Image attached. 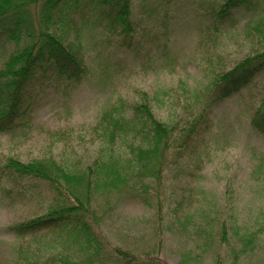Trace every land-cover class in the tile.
Segmentation results:
<instances>
[{
    "label": "rangeland",
    "instance_id": "obj_1",
    "mask_svg": "<svg viewBox=\"0 0 264 264\" xmlns=\"http://www.w3.org/2000/svg\"><path fill=\"white\" fill-rule=\"evenodd\" d=\"M87 1L79 0L82 9H71L60 29L80 46L84 76L35 86L23 126L0 134V264H59L48 255L60 252V236L9 231L56 195L46 183L7 172V157L83 169L97 155L94 128L104 109L122 100L135 105L142 93L158 119L182 128L199 118L194 96L212 72L263 49L264 0L224 20L214 18L215 0H132V38L96 23ZM263 88L261 73L212 107L180 152L177 134L159 181L107 201L93 196L102 264L116 250L154 264H264V134L251 127Z\"/></svg>",
    "mask_w": 264,
    "mask_h": 264
},
{
    "label": "trees",
    "instance_id": "obj_2",
    "mask_svg": "<svg viewBox=\"0 0 264 264\" xmlns=\"http://www.w3.org/2000/svg\"><path fill=\"white\" fill-rule=\"evenodd\" d=\"M259 0H215L216 20H224L232 12L257 4ZM96 23L123 38L134 35L132 0H88ZM79 0H0V134L23 126L29 112V100L35 86L56 82L68 85L79 82L86 72L80 46L65 41L61 23L70 10H81ZM122 42H125L121 39ZM263 49L246 55L229 69L208 76L201 92L198 119L182 128L158 119L146 93L140 101L128 106L122 100L104 109L95 130L100 145L95 159L84 167L61 166L55 162L32 160L27 163L7 157L5 170L17 179L46 183L55 193L53 203L41 214L25 223L9 227L17 237L52 233L60 236L57 254L49 260L59 264H102V244L97 236L98 221L91 202L93 196L107 201L112 193L145 188L147 180L159 181L166 169L173 144L177 152L192 140L198 124L218 103L246 88L264 73ZM10 51L4 58V49ZM251 127L264 134V88L259 106L251 117ZM71 248V253L64 251ZM54 249V248H53ZM17 264H41L25 258ZM107 264H154L134 255L115 251V259Z\"/></svg>",
    "mask_w": 264,
    "mask_h": 264
}]
</instances>
